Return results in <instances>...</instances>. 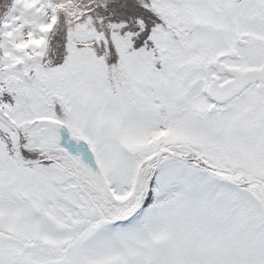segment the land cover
Here are the masks:
<instances>
[{
    "label": "snow or ice",
    "instance_id": "6c2138e0",
    "mask_svg": "<svg viewBox=\"0 0 264 264\" xmlns=\"http://www.w3.org/2000/svg\"><path fill=\"white\" fill-rule=\"evenodd\" d=\"M0 264H264V0H0Z\"/></svg>",
    "mask_w": 264,
    "mask_h": 264
}]
</instances>
